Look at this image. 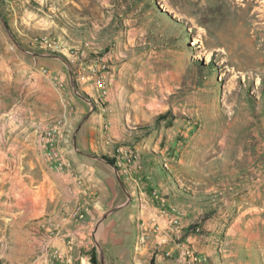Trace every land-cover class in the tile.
<instances>
[{
	"label": "rangeland",
	"instance_id": "rangeland-1",
	"mask_svg": "<svg viewBox=\"0 0 264 264\" xmlns=\"http://www.w3.org/2000/svg\"><path fill=\"white\" fill-rule=\"evenodd\" d=\"M263 40L264 0H0V93L22 95L28 68L67 92L83 110L68 144L109 178L88 244L79 247L88 264L94 247L101 264L96 240L106 264H156L154 257H121L137 239L136 194L116 163L129 149L141 165L134 176L148 207L166 208L184 225L165 250L171 263L209 259L196 246L200 239L223 264H264ZM119 127L131 135L122 140ZM155 167L176 172L174 185L187 201L171 202L154 186ZM209 201L216 214L198 220L195 203ZM33 232V261L57 264V225L43 221Z\"/></svg>",
	"mask_w": 264,
	"mask_h": 264
},
{
	"label": "crops",
	"instance_id": "crops-1",
	"mask_svg": "<svg viewBox=\"0 0 264 264\" xmlns=\"http://www.w3.org/2000/svg\"><path fill=\"white\" fill-rule=\"evenodd\" d=\"M26 73L30 78L21 90L22 95L0 93V264H38L33 261V252L39 238L33 230L43 221L57 225L58 234L54 242L62 256L71 258L65 264H88V255L81 253L79 247L83 243L88 244L86 238L101 213L104 199L108 197L110 181L98 174L92 158L68 144V137L72 135L83 110L75 107L72 97L57 89L40 72L28 68ZM58 116L66 119L61 147L72 164L71 168L63 171L49 165L40 141V134L47 124ZM117 130L115 132L122 140L132 132L122 127ZM183 172L192 174L189 169ZM176 178V172L168 174L155 167L152 183L159 186L171 202L187 201L185 194L174 185ZM131 193L135 196L134 190ZM135 199L133 197L131 209L137 224H132V236L135 239L143 228L149 237L141 250L133 248L131 252L121 253V257L130 253L134 262H148L149 256L155 258L156 264H173L170 258H166L165 250H173L174 236L166 230L157 234L153 212L148 208L140 214L135 209ZM78 203L87 208L84 216L76 219L72 213ZM195 204L200 216L211 213L205 217L206 222L217 212V206L212 207L210 201ZM199 215L194 216L199 219ZM141 217L144 224L139 220ZM185 221L189 223L190 219L187 217ZM194 241L201 251L210 252L212 262L223 264L210 243L200 239Z\"/></svg>",
	"mask_w": 264,
	"mask_h": 264
},
{
	"label": "built area",
	"instance_id": "built-area-1",
	"mask_svg": "<svg viewBox=\"0 0 264 264\" xmlns=\"http://www.w3.org/2000/svg\"><path fill=\"white\" fill-rule=\"evenodd\" d=\"M66 128V119L63 116H58L52 119L44 129V131L40 134V141L45 153L46 159L49 163L55 167L56 169H65L71 166L70 160H68L63 154V150L60 146L61 141L63 140V135ZM130 154L126 155L124 158H118L116 163L121 166L122 172L126 175L134 187V193L136 194V199L139 202V213L142 214L148 208H150L151 212L154 214L153 222L154 229L157 234H160L162 230H166L169 234L173 236L179 237L184 229V225L181 223V219L177 215H173L166 208H159L156 206L148 207L149 201L145 198L143 192H140L138 188H140V184L137 181V177L134 176V172L141 168L139 163V159L136 155H134L133 150L129 149ZM154 197H157V191L153 190ZM162 201L165 202V198H162ZM164 204V203H163ZM85 205H77L73 210V217L76 219L82 218L84 216V212L86 210ZM141 224H144V219L141 217L139 219ZM163 224L161 225V222ZM140 226V225H139ZM201 227L196 225L194 228L195 232H199ZM148 235L143 232V228L139 230L137 235V239L135 242V250H141L143 245L146 243L148 239ZM57 248V264H65V262H69L71 258H66L62 256ZM187 248L182 245L181 246V255L184 256L187 254ZM208 260L206 259L204 262L199 261V264H208ZM54 264V263H53Z\"/></svg>",
	"mask_w": 264,
	"mask_h": 264
},
{
	"label": "water",
	"instance_id": "water-1",
	"mask_svg": "<svg viewBox=\"0 0 264 264\" xmlns=\"http://www.w3.org/2000/svg\"><path fill=\"white\" fill-rule=\"evenodd\" d=\"M7 26V24H6ZM8 27V26H7ZM12 37H14L13 33L10 31ZM86 118V115L84 116V118L82 119V121L80 122L79 126L82 124V122L85 120ZM79 126H78V129H79ZM115 171L117 173V178L121 181V177L120 175L118 174V169L117 167H115ZM129 198L131 199V196H129ZM127 203V202H126ZM125 205V203L119 205V206H116V207H113L111 209H109L107 212H105L103 214V216L100 218V220L98 221L97 223V226L96 228H99V226H101V224H103V221L111 214L113 213L114 211L118 210L119 208H122L123 206ZM96 243H97V246L99 247V250H100V260H101V264H106L105 262V258H104V252H103V249L101 248L99 242L96 240Z\"/></svg>",
	"mask_w": 264,
	"mask_h": 264
},
{
	"label": "trees",
	"instance_id": "trees-1",
	"mask_svg": "<svg viewBox=\"0 0 264 264\" xmlns=\"http://www.w3.org/2000/svg\"><path fill=\"white\" fill-rule=\"evenodd\" d=\"M7 25H9L8 21H7ZM12 33H13V32H12ZM13 35H14V37H16L15 33H13ZM162 116H164V115H160L159 117H162ZM110 160H111V159H110ZM111 162L115 163V160L112 159ZM161 167H162V169H163L164 171L167 172V170H166L163 166H161ZM210 214H211V213H206L205 215L202 216V218H199L198 220H204L205 217L209 216ZM91 258H92V262H93V264H100V263H99V260H98V253H97V251H96V247H94V249H93V251H92V257H91ZM150 264H154V262L151 261ZM208 264H215V263L212 262V261L209 259V260H208Z\"/></svg>",
	"mask_w": 264,
	"mask_h": 264
},
{
	"label": "bare ground",
	"instance_id": "bare-ground-1",
	"mask_svg": "<svg viewBox=\"0 0 264 264\" xmlns=\"http://www.w3.org/2000/svg\"><path fill=\"white\" fill-rule=\"evenodd\" d=\"M259 30V29H258ZM261 47H264V40L263 41H261V45H260Z\"/></svg>",
	"mask_w": 264,
	"mask_h": 264
}]
</instances>
